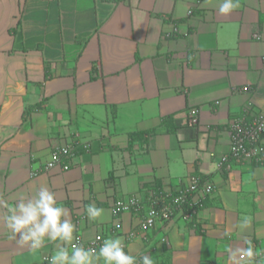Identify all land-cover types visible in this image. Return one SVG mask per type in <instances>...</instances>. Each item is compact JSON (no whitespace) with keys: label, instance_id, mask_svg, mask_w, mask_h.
I'll return each mask as SVG.
<instances>
[{"label":"crops","instance_id":"crops-1","mask_svg":"<svg viewBox=\"0 0 264 264\" xmlns=\"http://www.w3.org/2000/svg\"><path fill=\"white\" fill-rule=\"evenodd\" d=\"M219 4L0 0V199L14 205L45 186L68 209L74 236L121 237L126 252L154 264H227L226 249L245 241L264 249V165L217 166L229 123L264 114V0H239L229 15ZM73 142L68 170L33 174ZM191 174L213 185L196 213L140 228L146 197L176 191ZM129 195L141 209L114 216L112 202ZM89 204L101 219H88ZM4 211L0 264H48L57 242L19 246Z\"/></svg>","mask_w":264,"mask_h":264},{"label":"clouds","instance_id":"clouds-1","mask_svg":"<svg viewBox=\"0 0 264 264\" xmlns=\"http://www.w3.org/2000/svg\"><path fill=\"white\" fill-rule=\"evenodd\" d=\"M239 6V0H220L218 12L229 15ZM0 209H5L2 220L10 234L9 239L19 246L36 251L47 242H57L53 254L48 257V264H97L100 260L103 264H154L150 255H143L138 260L126 252L121 237L104 239L98 250L73 243L75 225L70 213L45 186L38 188L34 196L21 194L14 205L0 199ZM85 212L91 221L101 219L104 214V210L94 204L87 205ZM250 223V218L245 217L239 227L247 228ZM245 243L248 247L229 246L226 249L227 264H253L255 257L264 255L254 250L251 241Z\"/></svg>","mask_w":264,"mask_h":264},{"label":"built area","instance_id":"built-area-1","mask_svg":"<svg viewBox=\"0 0 264 264\" xmlns=\"http://www.w3.org/2000/svg\"><path fill=\"white\" fill-rule=\"evenodd\" d=\"M261 58L264 65V52ZM187 119L190 125L198 124L199 111L196 107L188 109ZM228 129L230 135L229 149L227 153L219 157L218 168L229 170L232 161H253L264 165V146L262 144L264 114H259L250 120L234 119L229 123ZM77 144V142H73L54 147L48 160L33 174L49 172L53 169L68 170L75 156ZM84 146L87 147V145ZM212 192L213 185L211 182L198 175L191 174L187 177L185 184L176 191L158 190L149 194L146 197L147 208L139 217V226L142 229H150L157 223L170 221L176 215L188 220L203 205V200ZM142 202L137 195L117 198L111 204L112 214L117 216L123 212L139 211ZM104 239L106 238L101 233H97L87 240L76 234L73 243L98 250ZM258 251L264 253V249ZM48 257L50 256L43 257L45 263H48ZM262 257L264 255L255 257L254 261H259Z\"/></svg>","mask_w":264,"mask_h":264}]
</instances>
